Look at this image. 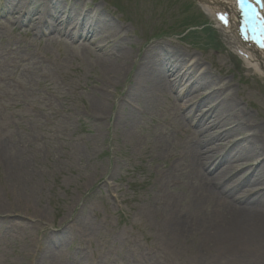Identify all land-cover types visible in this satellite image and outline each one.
I'll list each match as a JSON object with an SVG mask.
<instances>
[{
    "label": "rangeland",
    "instance_id": "1",
    "mask_svg": "<svg viewBox=\"0 0 264 264\" xmlns=\"http://www.w3.org/2000/svg\"><path fill=\"white\" fill-rule=\"evenodd\" d=\"M60 1L82 15L98 11L128 30L119 48L135 64L110 88L107 117L92 120L103 85L100 51L89 40L42 36L40 25L32 28L30 18L0 0V264H255L223 256L199 263L197 245L173 249L158 228L170 196L189 202L187 183L167 174L186 141L174 106L185 111L186 100L203 91L186 92L187 82L170 90L150 114L138 112L131 136L115 122L137 61L159 44L197 59L195 72H207L216 89L229 84L221 99L237 100L260 126L257 139L264 144V76L242 60L199 0ZM224 14L230 26L231 13ZM253 21L236 22L252 36ZM207 105L201 104L203 112ZM216 129L222 138L215 146L249 135ZM165 138L168 152L160 155ZM51 238L58 245L44 257Z\"/></svg>",
    "mask_w": 264,
    "mask_h": 264
},
{
    "label": "bare ground",
    "instance_id": "2",
    "mask_svg": "<svg viewBox=\"0 0 264 264\" xmlns=\"http://www.w3.org/2000/svg\"><path fill=\"white\" fill-rule=\"evenodd\" d=\"M200 1L206 11L217 16L216 21L219 13H231L230 26L219 18L220 30L248 67L264 76L262 0H246L243 5L239 0ZM7 6L22 18H30L32 28L40 25L41 35L54 32L53 36L74 42L89 40L100 51L97 65L103 79L102 93L92 102L90 118L97 121L107 117L110 88L127 78L132 70L131 62L135 64L134 59L131 61L119 48L124 34L129 38L128 30H121L98 11L82 15L76 7L66 9L60 0L36 3L7 0ZM243 9L256 18L252 29L249 28L254 30L252 39L245 34L247 28L243 26L241 33L236 22L245 17ZM71 27L78 29L77 35L71 32ZM112 50L122 52L113 54ZM189 63L190 69L187 70ZM136 64L137 70L129 80L126 98L120 104L115 122L116 128L124 127L123 131L130 136L138 126V112L144 116L150 114L170 90L175 92L179 85L187 82L186 92L202 90L204 93L188 98L185 111L174 106L181 118L186 141L167 174L179 175L187 183L189 202L183 206L178 196L168 198L166 218L158 222L161 236L173 249L197 245L199 263L212 256H223L240 263L264 264V144L257 139L260 126L251 121L237 100L227 96L221 99L229 84L218 85L220 88L216 89L217 83L211 82L207 72L197 75L195 71L200 69L197 59L178 50L167 51L158 44L147 49ZM191 69L195 73H191ZM201 104H208V111L203 112ZM220 125L228 134L249 135L229 146H223V141L215 146V142L222 138V135L214 134ZM164 141L166 143L159 148L160 155L168 152L169 139ZM2 206L0 203V209ZM48 241L41 254L44 257L47 253L54 255L53 246L58 245L54 238Z\"/></svg>",
    "mask_w": 264,
    "mask_h": 264
},
{
    "label": "snow or ice",
    "instance_id": "3",
    "mask_svg": "<svg viewBox=\"0 0 264 264\" xmlns=\"http://www.w3.org/2000/svg\"><path fill=\"white\" fill-rule=\"evenodd\" d=\"M239 2H240L241 5H243V3L246 2V0H239ZM258 2H259V0H258ZM220 18H221V20H223L225 23H227V18H226V17L221 16ZM261 46L264 47V44H262Z\"/></svg>",
    "mask_w": 264,
    "mask_h": 264
}]
</instances>
